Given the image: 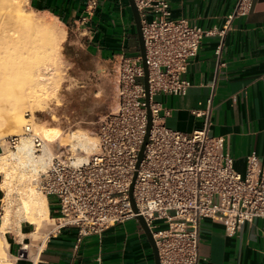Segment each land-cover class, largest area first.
I'll return each mask as SVG.
<instances>
[{
    "label": "built area",
    "instance_id": "built-area-1",
    "mask_svg": "<svg viewBox=\"0 0 264 264\" xmlns=\"http://www.w3.org/2000/svg\"><path fill=\"white\" fill-rule=\"evenodd\" d=\"M136 2L146 45L153 119L143 158L138 165L148 125L145 68L141 55L121 53L117 58L118 105L99 120L98 151L76 161L71 148L60 145L41 174L39 188L46 196H55L57 206L45 239L74 227L80 240L143 215L157 242L161 264H198L203 218L222 223L228 235L237 233L245 222L264 218V163L251 153L246 172L238 171L226 150L229 137L210 134L209 119L192 132L166 125L154 95L188 92L191 81L183 75L203 39L216 29L173 17L171 0ZM97 3L91 0L89 10ZM251 5L252 0H238L233 16L247 14ZM21 135L31 136L37 149L44 145L30 124L24 134L10 135L5 141L16 147ZM133 182L137 210L131 197ZM158 222L167 227L156 229Z\"/></svg>",
    "mask_w": 264,
    "mask_h": 264
},
{
    "label": "crops",
    "instance_id": "crops-1",
    "mask_svg": "<svg viewBox=\"0 0 264 264\" xmlns=\"http://www.w3.org/2000/svg\"><path fill=\"white\" fill-rule=\"evenodd\" d=\"M90 1L28 0V4L64 23V48L72 63L77 59L72 53L81 48L100 62L115 61L121 53L141 55L130 1L98 0L93 11ZM237 3L171 0L173 17L187 18L216 33L203 39L190 60L183 75L191 81L188 92L157 93L154 99L171 128L192 132L209 119V133L229 137L226 150L236 169L245 173L249 154L256 153L264 163V0H252L247 14L233 16ZM199 111L204 114L198 115ZM55 200L47 196L49 218L56 213ZM46 219L23 220L18 233H7L11 264H155L152 244L137 218L80 240L74 227L46 239L34 238ZM199 254L198 264H264V218L245 222L234 235H228L222 223L203 218Z\"/></svg>",
    "mask_w": 264,
    "mask_h": 264
},
{
    "label": "rangeland",
    "instance_id": "rangeland-1",
    "mask_svg": "<svg viewBox=\"0 0 264 264\" xmlns=\"http://www.w3.org/2000/svg\"><path fill=\"white\" fill-rule=\"evenodd\" d=\"M24 5L27 14L31 13V15L36 17L42 23H45V25H50L54 27V30L56 29L55 31L57 33L62 34L64 32L63 31L64 28L66 30L64 23L59 21L57 18L46 15L40 11L31 8L28 4V0H24ZM8 10L11 9L9 7L8 8L2 7V4L0 3V50L4 48H5L4 50L11 48L14 49L16 48L15 45L17 46V48L18 45H22L21 46L22 48H28V46L29 47L31 46L32 49L31 52L33 55H35L33 57L36 58L37 57L36 53L44 52L45 50L43 49L45 47H41V48L39 47L42 39L38 35L37 37L35 34L33 35L32 33L34 32L26 25H23L20 21L18 22L16 16L12 15L14 14V12H12V10L9 12ZM7 11L10 13V15ZM10 17L11 18L15 17L18 23L15 22L14 18L12 20ZM20 23L23 26H26V28L20 25ZM16 25L18 26L20 25L19 29L17 28ZM27 28L29 31L27 30ZM20 33L22 35H19ZM29 34L31 35V37L29 36ZM34 36L36 38H34ZM32 39L34 40L32 41ZM66 39H67V30H66V38L64 39L62 43V48H60V50L51 52L47 56L43 54V55H38L36 59L33 58V64L34 66L36 65L35 66L36 73L40 71L42 72L45 71L43 69H45V67L48 66L49 64L56 65L58 68H60L62 72V73L61 72L55 73L56 70L55 69L52 70L53 69L52 68L51 70L48 71L49 74L47 75V81H45V83H43L40 86V88L42 89L41 92L43 95V100L44 97L46 96V101H45L47 104L46 107L44 109L31 110L32 107L30 106V104L23 103L21 106H23L24 108L22 109L25 110L24 111L25 123L23 124V126H21L22 128L12 123L10 119L11 118L10 111L9 109H6L8 107H6L4 104L2 105V107H0V120L4 121V122H0V143L2 145V146L0 145V155L6 153L8 149L16 148L9 146L6 143L5 139L13 134H24L25 126L28 124H30L33 127V129L40 134L42 138H43L41 132L42 126L43 127L58 126L57 128L61 130V136L58 139L53 141L44 140V143L46 142L49 148H51L52 157L60 145L62 146L67 145L69 136L71 132L74 130L87 132V134L92 138V140H94L97 143V145L93 150L87 153H82L83 156L85 155L89 157L91 154L98 151L99 120L103 115H105L109 111L115 110L118 105V100H119V86L117 80L118 62L117 60L111 62H103V61L100 62L95 58L91 59V57L87 55L85 48L83 49L81 48L72 53L77 58L76 62L72 63V61L66 55V50L64 48ZM71 39L72 38L70 37L69 40ZM42 44L44 43L41 42V45ZM60 54L61 56L59 57L58 55ZM58 60L60 61L61 66ZM57 70L59 71V69ZM89 70H91V72H89ZM52 73H54L53 75L55 76H53ZM58 73L59 75L61 74L62 76L61 75L58 76ZM22 76L23 77H21V81L24 91H26L25 88H29L33 90L34 85H35L34 87H36L35 89L39 88V86H37L36 83H34L36 81L33 78H29L31 77L29 73H24V75ZM56 79L57 82L60 81L61 83L55 82ZM56 85H58L59 87ZM5 87L6 86L2 87V89L4 88V91H1L0 89V94H3L2 96L0 95V97L4 101H6L5 104L10 106L9 102H12L10 99L15 100V98L12 97L13 94L10 93V91L4 94L5 91L9 90V89L5 90ZM28 90L26 91L27 93ZM1 98H0L1 100L0 102H3ZM24 105H28V107ZM27 136L29 137V135ZM30 138L32 137L30 136ZM42 151H43L42 147L40 149H37L38 154H40ZM74 156L76 157V155ZM45 169L39 171L38 175L34 176L32 179L34 186L37 187L39 192H42L41 189L39 188V180L42 172L45 171ZM0 179H1V169H0ZM14 194H16V192H14ZM4 197H5V191L4 188L1 187L0 185V212L2 210V204H3L2 198L4 199ZM14 197L16 198L17 196ZM15 203L16 205L18 204V202L16 201ZM50 223H51V219L48 217L41 224L42 226L38 229L37 233L33 235V237L36 239L45 237V234L49 228ZM158 223L159 225L156 227V229H163L167 227V224L163 222H158ZM33 226H35L36 228L35 224H33ZM18 232L19 231L17 229H13L11 232L8 233V236L10 234L13 235Z\"/></svg>",
    "mask_w": 264,
    "mask_h": 264
},
{
    "label": "bare ground",
    "instance_id": "bare-ground-1",
    "mask_svg": "<svg viewBox=\"0 0 264 264\" xmlns=\"http://www.w3.org/2000/svg\"><path fill=\"white\" fill-rule=\"evenodd\" d=\"M0 3L2 4V7H9L12 12H14V14L12 15L16 16L18 22L20 21L23 25L29 27L34 32L32 33L33 35L35 34L36 37L38 35L42 39L41 42H43L44 44L41 45L40 42L39 47H45L43 48L45 50L44 52L36 53L37 57L38 55L43 54L47 56L51 52L60 50V48H62V43L66 38V30L64 27V32L62 34H59L55 31L56 29L54 30V27L45 25V23H42L36 17L31 15V13L27 14V11H25L24 0H0ZM11 10L8 11L10 12ZM13 18L15 22L18 23L16 18ZM13 18L11 19L13 20ZM21 23L20 25H22ZM16 26L19 29V26ZM26 26L23 27L26 28ZM30 34L29 36L31 37ZM19 35L22 34L20 33ZM36 37L34 36V38ZM33 40L34 39H32V41ZM21 46L22 45H18L17 48V46L15 45L16 48L7 50H4L5 48L2 47L4 48L2 49L3 51L0 50V89L1 91H4V88L2 89V87H8H5V90H9L5 91L4 94L10 91V93L13 94L12 97L15 98V100L10 99L12 102H9L10 100L8 101L10 103V106H8L7 104H5L6 101H4L0 97L3 100V102H0V107H2L3 104L8 107L6 109H9L10 111V119L12 123H14L18 127L23 126V124L25 123V110L22 109L24 107L21 105L23 103H28L32 107L31 110L44 109L47 105L45 102L46 96L43 100V95L41 92L42 89L40 88V86L45 83V81H47L49 70L53 68L52 70H56L55 73L61 72L60 68H58L56 65L47 64L48 66L43 69L45 71L36 73V65L34 66L33 64V58H35L33 56L35 55H33L31 52V46H28V48H22ZM58 56L60 57L61 54ZM57 69H59V71ZM24 73H29L31 75V77L29 78H33L36 81L34 83H36L39 88L35 89L36 87H34V85L33 90L25 88L26 91L29 89L28 93L24 91L21 81V77H23L22 75H24ZM59 73L58 76L61 75H59ZM53 74L54 73H52V75ZM55 82H57V79ZM0 95L2 96L3 94ZM24 106L28 107V105ZM0 122L4 121L0 120ZM57 127L42 126L41 132L44 140L53 141L58 139L61 136V130ZM67 145L71 148L73 155H76V161H83L87 160L88 157L85 155L83 156L82 153H87L93 150L97 143L92 140L87 132L74 130L69 136ZM42 150L43 151L38 154L33 139L30 138V136L28 137L27 135H22L15 149H8L6 153L0 155V185L4 188L5 191V197L4 199L2 198V210L0 212V264H11V260L9 258L10 254L7 250V247L9 245V241L7 239L8 232L12 231L13 229H19L23 220L39 222L40 220L49 217L47 196L46 194H42V192H39L37 187L34 186L32 182L33 177L38 175L39 171L45 169L53 158L51 148H49L46 142L44 143ZM14 192H16V194H14ZM14 196L17 197L15 198ZM15 201L18 202L17 205Z\"/></svg>",
    "mask_w": 264,
    "mask_h": 264
},
{
    "label": "water",
    "instance_id": "water-1",
    "mask_svg": "<svg viewBox=\"0 0 264 264\" xmlns=\"http://www.w3.org/2000/svg\"><path fill=\"white\" fill-rule=\"evenodd\" d=\"M129 1L131 4L133 13H134V19L136 22L137 32H138V37H139L140 53H141V57H142V63H143V66L145 68V75H144L143 81H144L146 92H147L146 101H147V105H148L147 132H146L145 140H144V143L142 145V148H141V151L139 154V161H138V165H139V163L141 162V160L143 158L146 144L148 143V140H149L153 119H152V111L150 108L149 70H148V65H147V60H146V45H145V39H144V34H143V25H142V20H141V13L139 11V7L137 5L136 0H129ZM133 186H134V182L132 183V187H131V197H132V202H133L134 208H135V210H137V206H136V203H135V200L133 197ZM137 218H138L139 222L141 223L143 229L147 233V236H148V238L152 244L154 256H155V264H161L159 249H158L157 242L155 240V237L153 235L152 230L150 229V227H149V225H148V223L145 220L143 215H138Z\"/></svg>",
    "mask_w": 264,
    "mask_h": 264
}]
</instances>
